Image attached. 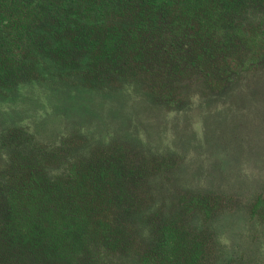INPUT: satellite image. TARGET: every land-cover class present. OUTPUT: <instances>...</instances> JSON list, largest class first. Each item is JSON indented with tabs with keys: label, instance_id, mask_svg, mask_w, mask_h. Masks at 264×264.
Listing matches in <instances>:
<instances>
[{
	"label": "trees",
	"instance_id": "trees-1",
	"mask_svg": "<svg viewBox=\"0 0 264 264\" xmlns=\"http://www.w3.org/2000/svg\"><path fill=\"white\" fill-rule=\"evenodd\" d=\"M257 5L0 0V264H200L222 226L264 264V170L244 203L180 188L167 215L160 177L187 174L133 134L136 102L172 112L224 95L259 65L264 30L247 26ZM42 116L64 121L57 141L37 134ZM138 144L149 147L144 165Z\"/></svg>",
	"mask_w": 264,
	"mask_h": 264
},
{
	"label": "rangeland",
	"instance_id": "rangeland-1",
	"mask_svg": "<svg viewBox=\"0 0 264 264\" xmlns=\"http://www.w3.org/2000/svg\"><path fill=\"white\" fill-rule=\"evenodd\" d=\"M259 6L257 5L258 9L254 12L255 17L252 19L255 23L247 26L249 28L260 26V30H264V7L259 8ZM234 51L235 49H232V52ZM259 52L264 54V46L259 48ZM235 61L232 60L231 64ZM219 64L220 60H218V66ZM250 71L247 77V74H238L231 84V89L223 91L224 95L214 93L215 97L211 96L213 98L207 100L206 97L209 96L210 91H206L204 96L202 94L204 98L202 102L194 101L195 105H192L191 101L185 100L180 107L173 108L172 112L152 109L142 102L134 104L137 129L133 134L138 135L140 140L141 137H145V140L159 151L156 156L167 154L163 158L169 162L174 159L168 154L176 156L180 161L179 174H187L186 182L181 179L174 181L170 178L176 174V171H170L164 174V177H160L162 179L159 182L164 183L159 185L163 187L160 193L165 195L159 194L158 196L165 197L169 204L164 210L165 214H175V210L170 211L169 207L173 199L177 200L185 193L183 190L178 192L180 188L197 196L208 192L234 197L237 200L240 197L243 203L247 201L249 177L257 176L258 172L264 170V165L256 160L264 156V144L262 143L264 142V84H262L264 82V58ZM252 76L256 78L247 80L245 83L242 81ZM109 116L113 118L114 114H109ZM41 119L37 126V134L47 141H57L64 129V121L46 116H42ZM169 149L173 151L168 152ZM131 150L133 155L140 154L136 158V163L144 165L143 154L150 152L149 147L138 144ZM147 162L151 170L156 167L153 166L154 161H151V155L147 156ZM159 176L154 174L153 178H159ZM192 195H188L187 198ZM179 209L181 205L176 208V210ZM189 220L187 218V221ZM224 228L225 226L217 227L216 234H213L215 240V243L213 240V245L205 241V253L201 263L221 264L222 260L224 261L222 264L256 263V257L246 248L245 254L242 253V249L233 240V238L238 240L236 233L233 232L234 228L229 227L227 232ZM202 237L205 239L204 234ZM230 242H232L231 245ZM219 255H221L220 259ZM250 258L253 260L250 261ZM261 259L264 258L261 257Z\"/></svg>",
	"mask_w": 264,
	"mask_h": 264
}]
</instances>
